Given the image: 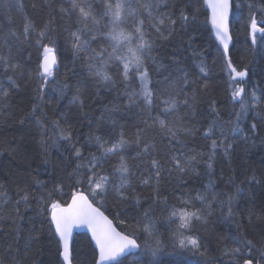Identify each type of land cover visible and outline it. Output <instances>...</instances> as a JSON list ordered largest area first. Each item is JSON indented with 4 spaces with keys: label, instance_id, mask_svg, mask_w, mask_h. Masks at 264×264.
I'll return each instance as SVG.
<instances>
[{
    "label": "trees",
    "instance_id": "16d2710c",
    "mask_svg": "<svg viewBox=\"0 0 264 264\" xmlns=\"http://www.w3.org/2000/svg\"><path fill=\"white\" fill-rule=\"evenodd\" d=\"M238 1L240 7H235L234 22L231 24L233 44L229 58L238 71L247 69L245 79L248 77L254 84L251 79L258 78L264 89V32H257L253 43L249 20L250 13H255L258 26L264 27V12L261 11L264 0L262 3L257 0H236V3ZM92 2L99 5L101 0ZM250 4L255 7L250 9ZM62 6H68L65 0H0V56H8L10 62L20 66L12 72L5 71L0 64V88L9 91L7 98L0 99V193H6L5 197L0 198V258L4 264H14V260L18 264H62L57 254L58 237L49 223L47 212L41 211L38 197L54 184L63 183V193L57 194L54 199L68 202L72 190L68 174L78 163L71 144L82 148L85 158L90 153L99 156L98 146L88 142L89 134L101 135L107 140L119 138L121 132L128 144L119 154L105 159L104 174L111 181L119 183L120 173L114 169L120 163L119 156H123L129 167L128 178L132 184L129 192L134 189L132 194L138 196L140 202L137 204L131 199L118 202L110 192L104 203L98 204L121 231L129 229L119 224L120 219L136 216L152 203L153 189L141 184L140 179L151 170L149 161L153 156L161 161L168 160L173 151L197 156L194 167L200 171L199 175L189 173L180 176L175 170L171 175L167 171L162 174L159 193L169 198V205L175 203V197L181 192H190L195 196L196 191L202 190V185L209 180L214 182L216 192L231 193L237 186L241 190L233 202L235 216L231 221H225L217 209L207 224L194 225L192 234L198 235L201 244L207 248L204 255L174 250L169 246L155 257L144 256L141 251L140 264L145 261L149 264L153 261L161 264H233L234 258L225 255L223 250L236 246L229 237L237 234L252 240L259 251L254 250L248 255L244 250L242 256L235 258L236 264H243L244 259L252 257L259 259L264 253V246L260 243L264 240V107L253 103L252 107L241 113V102L237 104V99H233L232 93L242 78L233 80L230 77L223 49L213 35L208 19L209 10L203 0H168L169 12L177 19L173 34L169 36L164 31L167 39L157 37L156 33L149 37L155 38V46L150 58L146 57L145 64L151 80L149 86L157 85L151 112L140 98L134 103L129 102L116 62L110 63L108 67L115 85L98 88L95 79L87 71V54L82 52L73 60L67 36L68 31L75 30L76 17L61 12ZM181 8H185L189 15L194 13L195 20L189 19L187 23L180 21ZM27 20H31L37 30L45 22H51L49 39H44L43 43L51 45V41H56L59 65L47 81L37 74L42 48L36 43V32L30 30L25 36L24 25ZM147 23L151 21L146 19ZM149 31L152 33L151 29ZM100 45L108 46L106 41H100L92 47L98 48ZM201 66L205 72L200 71ZM8 76L13 77L15 85L7 79ZM185 76L188 85L184 91L190 97L193 94L195 97L189 101L191 108L181 105L177 111L161 115L164 105L160 99L166 97L169 91L164 78L179 79ZM65 83L69 87L65 88ZM77 86L81 88L83 107L79 103H71ZM138 87L139 81L136 80L130 85L129 91ZM258 98L264 102V96ZM33 105H38L34 114ZM62 113L65 114L63 117ZM157 115L166 121L181 117L193 132L182 134L179 137L181 143H169L171 138L165 136L158 125L146 127L145 122L151 124L152 118ZM38 118L45 126L43 131L37 123ZM57 119L71 133L72 141L59 140L53 146L56 130L51 121ZM213 121V131L206 137L204 133L213 125ZM253 123L256 124L255 132L251 129ZM237 126L241 129L238 133L233 131ZM140 129H144L146 137L154 144L148 154L143 153L142 145L135 142ZM42 140L46 142L43 147ZM212 140L217 141L218 147L212 159L213 167L209 171L207 161L212 154ZM229 143L232 147L225 154V147ZM197 153L204 155L199 156ZM36 179L46 182V187L37 185ZM181 180L188 182L181 184ZM25 191L29 194L28 204L21 202L17 205L16 201L21 200ZM196 206L199 207L198 202ZM153 208L157 229L167 244L172 227L166 221L169 210L161 204H155ZM37 233V240H29L30 235ZM145 238L141 236L139 242L142 243ZM9 245L12 246L11 250ZM73 248L74 264H93L94 245L87 234L76 235ZM15 249H19V252ZM119 264H133V257L124 258ZM253 264H256V260H253Z\"/></svg>",
    "mask_w": 264,
    "mask_h": 264
},
{
    "label": "snow or ice",
    "instance_id": "6c2138e0",
    "mask_svg": "<svg viewBox=\"0 0 264 264\" xmlns=\"http://www.w3.org/2000/svg\"><path fill=\"white\" fill-rule=\"evenodd\" d=\"M207 8L210 10L208 17L216 38L223 45V55L226 60L227 68L230 77L235 80L236 77L244 78L248 75L247 69L238 71L232 64L228 56L229 42L231 35L229 32V15L232 9L231 0H203ZM67 7H61L60 11L67 14L69 17L75 16V30L68 31L67 39L70 43L73 60L78 54L86 53L87 71L96 81L97 87L115 85V80L108 72L110 63L116 62L122 77L124 85V94L127 95L129 102L134 103L137 98L144 101L145 106L151 112L153 102L156 98L154 88L157 85L151 84L149 70L146 67L145 59L150 58L151 51L155 46V38H149L151 31H155L157 37L167 39L164 36V31L168 35H172L175 30L177 19L172 18L170 14L160 13L163 0H101L99 5H95L92 0H65ZM255 5L250 4L249 8ZM261 11L264 12V6H261ZM195 14L189 15L185 8H181L178 19L187 23L189 19L195 20ZM131 19V26L125 27L126 21ZM146 19L151 23L146 24ZM250 29L253 43H255L256 33L264 32V27L258 26L255 13H250ZM103 22V23H102ZM50 21L45 22L43 27L37 30L35 24L31 20H27L24 25V33L27 37L30 30L36 32L38 39L36 41L39 48H42V59L37 66V74L47 81L49 77L54 75L53 69L57 65L56 57V41H51L50 44L43 43L44 39H49L48 32L50 31ZM67 31V30H66ZM100 41H106L108 46L100 45L98 48L92 47L94 43L99 44ZM0 64L3 65L5 71L15 72L20 67L16 63L10 62L8 56H0ZM201 72H205L203 66L200 67ZM7 79L15 85L16 82L12 76ZM138 80L139 87L132 88L129 91L130 85ZM168 83L169 91L166 97L160 99V103L164 105L161 109V115L177 111L181 105L191 108L190 99L194 100L193 96H189L184 88L188 85L187 77L179 79L164 78ZM159 84V81L157 82ZM69 87L67 83L63 85ZM18 87V85H17ZM243 87H237L232 93L233 99H239L244 94ZM81 88L77 86L76 94L73 96L71 103H79L83 107V100L80 99ZM9 95L7 89L0 88V99H5ZM183 96L181 100L180 97ZM251 97L253 101L259 98L256 96L255 90L252 91ZM38 105H33L32 113L37 110ZM248 105L241 100V113L247 111ZM65 114H61L63 117ZM157 115L152 118V123L145 122L147 128L158 125L160 131L171 141L181 143L179 137L182 134H191L193 129L187 127L181 117H177L173 121H166ZM239 119V114L237 116ZM42 131L45 129L42 121L37 119ZM52 127L56 130L54 133L56 139L53 140V146H56L57 141H72L71 133L63 128L59 119L51 121ZM213 125L205 131L207 137L213 131ZM251 129L255 132L256 124L251 125ZM234 132H240L239 126L233 129ZM89 143H95L100 149V155L90 153L86 158L83 155L82 148L71 144L74 149V156L77 159L75 168L68 174V178L72 181L70 200L62 203L60 199H54L57 194L63 193V183H56L50 190H45L38 197V201L42 206L41 211L47 212L49 223L54 228V234L58 237V257L62 260V264H74V248H73V230L83 227L91 234V241L94 242L93 248V264H110L116 261L119 264V258L127 259L133 257V264H140L139 257L141 251L144 256L155 257L162 252L166 247L173 249H181L192 252L193 254L204 255L207 252L206 246L201 244L200 237L193 235L194 225L196 223L207 224L217 209L225 221H231L235 216L233 211V202L240 194V188L237 186L233 192H216L214 191V182L209 180L207 184L202 185V190H197L196 195L192 196L190 192H181V195L175 197V203L169 205L167 196H161L159 188L161 184L162 174L166 171L169 175L175 170L180 176H186L189 173L199 175L194 164L197 156H186L182 151H173L169 159L161 161L154 156L150 159V171L147 175L142 176L140 183L146 186H151L153 189L152 203L147 209H144L136 216L125 217L120 219L119 224L125 225L128 231H121L114 225L113 220L105 215L101 207L98 206L104 203V199L113 193L118 202L133 200L139 204V197L133 195L135 192H129L132 188L130 179L128 178L129 167L123 156H119L120 163L115 167V171L120 173L121 179L119 183H115L109 179L108 175L104 174L103 163L110 155H117L122 152L128 141L124 138L121 132L119 138H110L105 140L101 135L90 133L88 136ZM138 145H142L141 151L145 154L149 153L150 148H154V144L149 140L144 129H140L136 134ZM42 147L46 144L41 141ZM224 142L221 141V145ZM218 147L217 141L212 140V154L208 156L207 168L211 171L212 159L215 149ZM232 147L231 143L225 147V154ZM47 149L45 148V154ZM139 155V153L137 154ZM203 156V153H197ZM47 163V161H44ZM166 165H170L166 167ZM188 181L181 180V184H186ZM37 185L46 187V182L39 179L35 180ZM231 184V181H229ZM6 196V193H0V198ZM91 197V199H90ZM100 200L96 202V198ZM29 194L25 191L21 200L16 201V204L23 202L28 204ZM199 203V207L196 206ZM161 204L165 209H168L166 217L167 223L171 227V238L166 244L161 238L157 229V221L155 217V209L153 205ZM178 205V206H177ZM226 209V212H225ZM19 209L17 208V213ZM119 215V213H117ZM249 223H251V214L249 215ZM146 237L143 242H138L140 237ZM38 239V233L30 235L29 240ZM236 245L235 247H225L223 252L225 255H231L233 264H236L235 258L242 256L244 250L250 255L256 249L252 240L247 237H242L237 234L229 237ZM261 245L264 246V240H261ZM9 249L12 246L9 245ZM14 251L19 252V249ZM264 264V253H261L259 259L252 257L244 259L243 264ZM0 264H4V260L0 258ZM14 264H18L14 260ZM144 264H149L145 261ZM151 264H161V262L153 261Z\"/></svg>",
    "mask_w": 264,
    "mask_h": 264
},
{
    "label": "rangeland",
    "instance_id": "374dc122",
    "mask_svg": "<svg viewBox=\"0 0 264 264\" xmlns=\"http://www.w3.org/2000/svg\"><path fill=\"white\" fill-rule=\"evenodd\" d=\"M141 2H143V0H141ZM233 3H235V6L233 8V12L235 7L237 6V8L239 9L240 7V2L238 1V3H236V0H233ZM160 13H165V14H170L169 9H168V0H163V3L160 7V9L158 10ZM171 15V14H170ZM172 16V15H171ZM172 18H174V16H172ZM175 19V18H174ZM232 23L234 22L233 19ZM258 21V20H257ZM103 23V22H102ZM125 25L131 26V19L129 20V23H125ZM124 25V26H125ZM38 29V28H37ZM152 35L155 34V31L152 30ZM57 49V48H56ZM57 53V57H58V65H59V56H58V51H56ZM257 62H259V60H257ZM239 78V77H237ZM245 80V81H244ZM254 81V84L252 81H250L248 79V77L245 79H240V81L238 82L237 87H243L244 88V94L242 95L241 98L237 99V104L241 102V100L244 101V103H246L248 105V107H252L253 103H258L257 105H259L260 107H264V102H261L260 99H258L257 101H253L252 97H251V93L253 90H255L256 92V96L262 98V96H264V89H262L261 85H260V81L258 80V78H253L251 79ZM263 82V81H262ZM247 85H246V84ZM248 86V87H247ZM246 87V88H245ZM264 144V142H263ZM200 174V171H197ZM97 201L100 200L99 197L96 198Z\"/></svg>",
    "mask_w": 264,
    "mask_h": 264
},
{
    "label": "water",
    "instance_id": "95a60500",
    "mask_svg": "<svg viewBox=\"0 0 264 264\" xmlns=\"http://www.w3.org/2000/svg\"><path fill=\"white\" fill-rule=\"evenodd\" d=\"M231 3H232V0H231ZM209 10V9H208ZM209 14H210V10H209ZM231 14H232V9H231V11H230V15H229V32H230V35H231V40H230V42H229V50H228V56H229V51H230V48H231V46H232V44H233V37H232V33H231V26H230V23H231ZM213 30V29H212ZM213 34H214V37L216 38V36H215V33H214V30H213ZM217 39V38H216ZM218 40V39H217ZM219 41V40H218ZM219 43H220V41H219ZM220 45H221V47H222V49H223V45L220 43ZM56 57H57V53H56ZM57 61H58V57H57ZM58 67V63H57V65L55 66V68L53 69V71L56 69ZM101 210L102 211H104L102 208H101ZM104 213H105V215H107L108 217H109V219H111V220H113L105 211H104ZM113 223H114V225H116V223H115V221L113 220ZM117 226V225H116ZM117 229L118 230H120L119 228H118V226H117ZM83 233H85V234H87L89 237H90V239H91V234H90V232H88L87 231V229H85V228H83V227H80V228H76V229H74L73 230V242H74V239H75V237H76V235H79V234H83ZM139 242V241H138ZM93 243V245H94V242H92ZM122 259H124L123 257H121V258H119V261L120 260H122ZM113 263H116V261H113V262H110V264H113Z\"/></svg>",
    "mask_w": 264,
    "mask_h": 264
},
{
    "label": "bare ground",
    "instance_id": "6f19581e",
    "mask_svg": "<svg viewBox=\"0 0 264 264\" xmlns=\"http://www.w3.org/2000/svg\"><path fill=\"white\" fill-rule=\"evenodd\" d=\"M259 3H262V1L263 0H257ZM233 8H234V3H233V0H232V14H231V19H233ZM231 24H232V20H231V23H230V26H231ZM231 30H232V28H231ZM231 33H232V31H231ZM214 35V34H213ZM233 37V36H232ZM230 52V51H229Z\"/></svg>",
    "mask_w": 264,
    "mask_h": 264
}]
</instances>
